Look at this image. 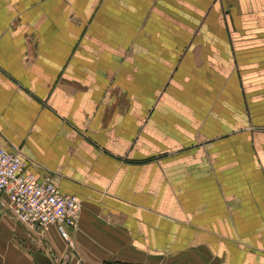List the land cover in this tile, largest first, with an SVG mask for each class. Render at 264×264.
Returning a JSON list of instances; mask_svg holds the SVG:
<instances>
[{
    "label": "crops",
    "instance_id": "0c3cea01",
    "mask_svg": "<svg viewBox=\"0 0 264 264\" xmlns=\"http://www.w3.org/2000/svg\"><path fill=\"white\" fill-rule=\"evenodd\" d=\"M222 11L217 0H0V143L80 200L69 241L43 230L53 257L2 217L0 264H264V159L248 142L218 143L229 134L190 86L194 57L215 68L222 36L233 60ZM13 229L21 243L3 239Z\"/></svg>",
    "mask_w": 264,
    "mask_h": 264
},
{
    "label": "rangeland",
    "instance_id": "374dc122",
    "mask_svg": "<svg viewBox=\"0 0 264 264\" xmlns=\"http://www.w3.org/2000/svg\"><path fill=\"white\" fill-rule=\"evenodd\" d=\"M217 1L221 5L223 15L233 16V19L227 20L228 23L225 22V31L229 32L234 39L233 60L229 58L228 50L224 48L226 46L222 42L224 40L223 36L221 38L218 36L220 44L214 47L215 53L210 57L219 56H217V60H212V63L207 62L215 68L212 66L203 67L204 64L200 57H194V65L199 66L200 63L202 65L199 72L195 71L196 74L193 81L190 82V86L193 83L195 84L196 93V86L199 85L203 103L202 112L211 117L210 122L215 123L218 133L229 134L218 137L222 138L219 139L218 143L225 140H227L225 143H229V140H231L234 144L248 142L255 146L254 152L249 150L250 156L253 154L263 160L264 133L255 132L264 131V128H262L264 127V0ZM219 17L221 15L218 12L217 18ZM212 23H210L211 25H203L205 34L206 32L211 33L212 28H216V25ZM185 32L188 37V28ZM205 40L208 39L205 38ZM194 48L195 53L200 51L201 46L198 40ZM219 62L224 64L220 63V65ZM232 63L234 66H232ZM237 80L242 81L244 88L238 87ZM257 126L260 127L257 128ZM242 131L245 132L242 133ZM241 134L243 136L239 139ZM233 154L234 159H238L240 153L234 152ZM0 205L2 209L1 224L5 223L2 221L3 217L9 224L25 229L26 235L29 236L31 241L29 246L25 244L26 249H31L32 245L36 244L35 242H39V249L43 253L48 257L54 256L55 253L46 245L45 231L29 228L17 219L7 205H4L1 201ZM2 234L5 235L3 239L7 238L15 243H21L15 229ZM63 239L66 242L70 240L69 238Z\"/></svg>",
    "mask_w": 264,
    "mask_h": 264
},
{
    "label": "built area",
    "instance_id": "2783aa9c",
    "mask_svg": "<svg viewBox=\"0 0 264 264\" xmlns=\"http://www.w3.org/2000/svg\"><path fill=\"white\" fill-rule=\"evenodd\" d=\"M7 195L10 211L25 225L44 230L55 225L63 238L74 226L79 198L62 193L48 178L38 179L27 160L0 143V200Z\"/></svg>",
    "mask_w": 264,
    "mask_h": 264
}]
</instances>
